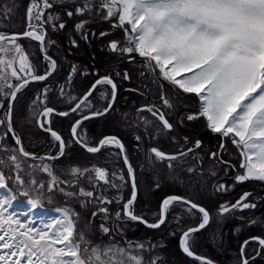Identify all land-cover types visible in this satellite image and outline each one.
<instances>
[{
    "label": "snow or ice",
    "instance_id": "6c2138e0",
    "mask_svg": "<svg viewBox=\"0 0 264 264\" xmlns=\"http://www.w3.org/2000/svg\"><path fill=\"white\" fill-rule=\"evenodd\" d=\"M57 5L60 11L55 10ZM16 8L12 0L11 6L6 4L0 9V190H4L0 192V264H163L164 258L156 249L165 247L164 244L130 241L123 226L135 222L159 229L166 224L175 205H183V211L193 221L184 228L180 227L181 214L173 216L180 233V250L199 264H214L193 250L196 234L213 222L223 223L236 212L255 210L260 198L250 200L254 194L245 191L235 202L224 201L213 212L186 196L168 195L161 200L152 221L138 213L137 169L124 142L117 135L93 141L83 127L86 121L106 117L115 110L117 81L130 82L129 70L113 69L101 75L99 71L89 72L68 62L63 81H56L53 86L50 78L60 73L67 57L57 59L49 54L57 41L48 33L63 31L67 27L65 16L70 20L79 18L73 25L75 35H68L71 54V49L80 47V40L89 43L96 38L97 33L88 27L96 18L109 22L113 29H121L122 38L109 41L107 49L118 60L136 66L139 77L155 84L158 90L152 101L136 108L131 121V113H122V120L143 131L144 135L134 134L138 151L146 141L161 136L169 137L177 146L171 153L156 146L144 148L141 170L147 166L155 173V189L161 187L158 165H164L173 182L180 179L178 168L203 177L204 156L197 153L203 141L192 142L184 136L181 145L176 136H169L177 125L203 118L211 133L229 138L239 152L238 166L223 159L222 143L217 151L208 153L212 161L207 169L209 177L218 176L217 165L224 166L225 175L236 171L233 184L216 180L213 185L215 192L225 193L236 184L264 183V0H29L22 32L14 30L12 18ZM110 34L100 31L98 36ZM22 40L38 44L44 64L42 71L30 59L20 43ZM77 75L97 77L82 95L75 94L72 87ZM33 83L43 87L32 97L25 119L50 136L58 149L55 154L40 156L25 150L14 127V104L18 95ZM144 87L147 90V85ZM53 91L63 109L49 106ZM126 91L147 95L140 88ZM188 94L197 98V111L178 116L177 101ZM74 114L78 118L70 126V140L66 141L53 129V117ZM9 136L14 146L7 143ZM72 144L89 154L114 149L108 156L115 158L112 162L117 166L112 169L69 166L67 171L57 174L50 162L63 157ZM190 159L195 163L189 164ZM120 162L123 168L119 167ZM36 172L45 174L47 183L35 179ZM81 180L86 181L87 188L81 185ZM9 181L25 197L30 196L28 188L36 189V198L27 200L26 212L10 210L17 196ZM125 189H130L127 199L123 195ZM45 190L50 195L59 191L76 199L82 208L91 206L93 211L85 227L77 230L79 214L72 207L57 208L55 219L37 223L31 213L43 207L41 196ZM113 204L117 205L114 210L110 207ZM97 218L100 239L94 240L89 229ZM257 222L247 220L249 226ZM170 235L176 236L177 232ZM105 236L107 241L103 239ZM253 244L256 247L249 253L247 250ZM261 256H264V236H251L241 243L236 264H253Z\"/></svg>",
    "mask_w": 264,
    "mask_h": 264
},
{
    "label": "rangeland",
    "instance_id": "374dc122",
    "mask_svg": "<svg viewBox=\"0 0 264 264\" xmlns=\"http://www.w3.org/2000/svg\"><path fill=\"white\" fill-rule=\"evenodd\" d=\"M11 1L9 0H1L0 1V9L3 8L4 5L11 6ZM56 11H60L59 5H57ZM64 19L67 21V31L61 32H51V39L57 41L56 46H63L64 44H68V35L72 34L75 35L73 30V25L79 18L68 19L66 16ZM12 22L16 24L15 31L22 32L24 30V16L21 12L20 6H17L15 10V14L12 18ZM66 27V28H67ZM88 27L94 30L97 33L96 38L90 39L89 43L92 45V50L97 48L98 55L96 56L100 62L102 60L106 63L108 69H119L123 71V69H128L131 75V81H123L119 80L121 86L123 87H130V88H140L141 91H147V95L143 96L140 94H133L130 92L128 95L125 93L126 99L124 105L115 109L113 111V116L110 118L109 123L107 122L103 128V135L104 134H112L114 131L119 132L125 136L126 139V149L129 155V158L133 165L137 169V182H138V199L136 202V211H141L147 217L151 219L154 218V214L157 212L159 204L161 200L171 194H178L182 196H186L193 201L200 203L208 207L210 210H215V208L224 201L235 202L239 196L245 192H252L254 195L250 197V200L259 197L258 207L255 210H245L243 212H236L232 215L226 217L223 223L217 224L213 222L211 224V228L206 236V241L210 240L212 246L214 248V257L221 261V264H236V260L238 258V254L233 250L231 247V243L237 241V239H241V237H251V236H261L259 233L264 234V183L258 182L259 185H248V186H241V184H236L230 191L225 193H217L214 190L213 185L215 184L216 180L224 182L226 184H233L234 181L232 177L236 174V171H229L227 175H225L224 166L217 165L216 170L218 172L217 177H209L207 175V169L212 166V161L208 159V153L210 151H217L218 146L222 143L223 139L226 140L224 151L222 153L224 160H229L233 165H237L240 162V156L237 148L231 143L229 138H222L219 134H216L217 137H214L216 142L215 149L213 146H210L209 136H205L201 134V132L207 133L210 132L206 128V121L201 118L196 121H185L183 126L177 125L176 130L169 134V136H176L177 139L180 140L181 145L183 144L182 137L188 136L190 141L194 142L196 139H200L203 141L202 148L197 150L198 154H203L204 156V169L205 175L203 177L193 173L189 175L187 172L181 171L179 168L177 169V173L180 177L178 182H173L168 178L167 169L164 165H158L157 167L160 169V184L161 187L159 189H155L154 187V175L155 173L150 171L147 166L141 170L140 165L144 164V148L149 146H156L159 147L161 150L171 153L176 150V145L171 142L169 137L161 136L157 140H152L150 142H145L141 145V150H137V142L134 140V134L139 132L141 135H144L141 129H136L134 127H129L127 123L122 120V113H131L132 115L129 117V121H131L132 116L135 115L136 108L146 104L154 99L155 96L158 95L157 86L155 84L148 83L147 80L141 79L138 75V68L133 65H129L126 61L118 60L108 49L107 43L114 39H120L123 36V32L119 28L113 29L109 22H102L99 18L95 19V22L88 25ZM65 28V29H66ZM100 31H108L111 34L100 38L98 33ZM85 43L83 40H80L79 43ZM20 43L25 47L26 51L30 55V59L33 63L40 67V70L43 69V60L39 53L38 45L36 42L22 40ZM62 48V47H61ZM70 55V54H69ZM68 62H74L78 64L82 69L86 68L82 63H78V61H72L71 59H67L64 61V66L58 75L52 79V84L55 86L56 81H63L64 76L67 74L68 71ZM139 63V61H138ZM87 69V68H86ZM88 70V69H87ZM76 78V77H75ZM74 78V79H75ZM75 81V80H74ZM73 81V82H74ZM35 84V85H34ZM31 84L26 90H24L21 94L18 95V99L14 106V113H13V121L14 127L18 130L23 139L24 147L30 153H39V154H47L49 152L55 154L57 152V147L55 146L54 142L51 141L50 136H43L37 137L33 134L32 129H35V123H29L28 120L25 119V115L28 111V105L34 96V94L43 87V85H36L34 83ZM145 85H147V90L145 89ZM73 86V85H72ZM167 87V85H165ZM126 92V91H125ZM55 100L54 102L58 105L59 108L63 109L64 105H62L56 96V92L53 91L49 95V101ZM177 115L187 114L191 112H196L198 108L197 98L194 95L188 94L181 96L180 99L177 101ZM24 113V121L20 122L21 113ZM144 115H147L145 113ZM58 122L57 119H53L52 125H55ZM84 128H89V126L84 125ZM201 131V132H200ZM194 132V133H193ZM200 132V133H199ZM199 135L194 136V135ZM193 135V136H192ZM89 137V136H88ZM93 141L95 139L92 137L90 138ZM7 143L9 145L14 146V141L9 136ZM72 147V145L70 146ZM69 147V148H70ZM116 151L114 149H109L107 151H102V153L98 154L95 157H89L86 155H77V154H69L66 153L65 155L56 161H52L51 166L53 167L54 171L57 174H60L63 171H67L69 166H102L109 169L116 167L117 165L114 164L112 161L115 159L114 157H109L108 152ZM189 164H194L195 161L189 160ZM119 167L123 168L122 162L119 163ZM238 170V169H237ZM6 175H7V170ZM27 178V177H25ZM65 179L69 177L65 176ZM35 179L42 180L47 183V176L42 174L41 172H36ZM249 182V181H248ZM257 182V181H252ZM81 185L84 187H88V184L85 180L80 181ZM10 187L12 191L16 194L17 199L13 201V207L10 209L11 211H15L17 213H24L28 210L29 205L27 204V200L29 198H36L37 191L34 188H28L30 192L29 197H25L20 194V189L15 185L14 182L9 181ZM244 184V183H242ZM239 187V188H237ZM75 191L76 189H71ZM4 190H0L3 192ZM6 194V193H5ZM130 194V189H125L123 195L125 199L128 198ZM41 203L43 204L42 208L35 210L31 213L34 220L39 223V220H44L47 222L50 219H55L58 216L57 208L64 209L66 207H72L76 213L79 214V223L77 224V230L84 228L87 224L88 220L91 218V213L93 208L91 206L87 208H82L79 202L76 199H72L69 197H65L59 191H54L51 195L45 190L41 196ZM113 210L117 207L116 204L110 206ZM183 205H175L172 208V211L169 215V222L172 226V230H176L174 226L176 225V221L173 219V216L176 213H180L183 220H189L190 224L193 223L192 219L188 216L186 212L183 211ZM245 217V220L239 219V217ZM23 219V217H21ZM248 219H256L258 222L254 225L249 226L247 223ZM182 220V222H183ZM100 223L99 218L92 222L89 231L92 233V239L98 240L100 239V234L98 232V225ZM182 226V223L180 227ZM125 228V235L128 240L130 241H144L145 243L148 242L146 234L136 225L134 222H128L123 226ZM239 229V231H236ZM170 230L168 233L164 235L165 242L170 241L175 236L170 235ZM177 233H179L177 229ZM177 236V235H176ZM244 238V239H245ZM105 241L108 240V237H103ZM256 245L253 244L247 250L249 253L252 252V249L255 248ZM169 248V247H168ZM156 252L163 256V264H199L198 261H182L179 260L177 256H175L174 252L171 250H159L156 249ZM256 262L253 264H264V256L258 257Z\"/></svg>",
    "mask_w": 264,
    "mask_h": 264
},
{
    "label": "trees",
    "instance_id": "16d2710c",
    "mask_svg": "<svg viewBox=\"0 0 264 264\" xmlns=\"http://www.w3.org/2000/svg\"><path fill=\"white\" fill-rule=\"evenodd\" d=\"M9 1L12 2V0H9ZM28 3H29V0H15V5L16 6H20L21 12L23 13V16H25V10H26V6H27ZM68 28L69 27L64 29V31H67ZM48 34L51 37V32L50 31H49ZM79 44H80L79 48L71 49V54L70 55H69L68 44H64L63 46L60 45L59 47L58 46H54V47H52L49 50V53L52 54L57 59H61L63 57H67V59H71L72 61H78V63H82L88 69L89 72L99 71V73L101 75H104V74L112 71V70L108 69L106 63L103 60H102V62H100L98 60V58L96 57L98 55V50H96L97 48L92 50V48H91L92 45L91 44H86V43H83V42L79 43ZM54 77L50 78V81H52V79ZM96 78L97 77H95L93 75H88V76L77 75L76 78L74 79L75 81L73 82V86H72L73 90H74V93L77 94V95H82L90 87V85L92 84V82ZM117 82L119 83V80ZM36 85L40 86L42 84L36 83ZM119 86H120L119 87L120 91H119L118 99H117L116 104H115V109H118L119 107H122L124 105V102H125V99H126L125 93H127V91L125 92V87H123L121 85H119ZM127 94L131 95L129 93H127ZM134 94H137V93H134ZM54 101L55 100H52L49 103V106H55L58 109H61V108L58 107V105ZM112 116H113V112L111 114H109L108 116L103 117V118H101L99 120L95 119V120H91V121L85 122L84 125L89 126V128H91V127L95 128V130H96L95 132L96 133L95 132L93 133V138L95 139V141H98V123H101L102 137H103V136L107 135V134L103 135L104 125L107 122L109 123V120H110V118ZM77 118L78 117L75 114L70 116V117L55 116V117H53V119H57L58 122L55 125H52V127L54 129H56L58 132H60L63 135V137L65 138L66 141H69L70 140V126L72 125V123ZM32 132L37 137L48 136L47 134L43 133L39 128H37L36 126H35V129H32ZM112 134H115V135L119 136L124 141V143L126 144V139H125V136L123 134H121L119 132H115V131ZM201 134H202V136L203 135L209 136V138L211 139V140H209L210 141V146H213L214 149H215V147H217L215 145L216 142L214 140V137H217L216 134L208 132V131H207V133L201 132ZM194 136L198 137L199 135L196 134ZM67 153H68V155L75 153L77 155H86V156H89V157L98 156V154L86 153L79 145H76V144H72V147L67 148ZM245 185L246 186H248V185H257L258 186L259 183L258 182L249 181V182H245L244 184H241L240 187L241 186H245ZM237 188H239V187H237ZM137 212L145 215L141 211H137ZM145 216H146V218H148L151 221V219L149 217H147V215H145ZM189 222H190L189 220H183L181 227L186 228V227L190 226L191 224ZM136 225L146 234L148 241L151 240L153 242H158V243H162V244L165 245V247L157 248V249L165 250V251L171 250V251L174 252L175 256H177L178 259L182 260V261L183 260L184 261H196V260L188 258L187 256H185L181 252V250L179 248V235H180V233H177V236H175L172 239H170V241L165 242L164 235L166 233H168L169 230L171 232L172 231H176L177 232V229L176 230H172V228L170 227L172 225L169 222H166V224L163 227L159 228V229H149V228L144 227L140 223H136ZM174 227L176 228L177 226H174ZM210 228H211V224L206 230L196 234V236L194 237V242H193V250L196 253L204 255V256H207V257L213 259L214 261L218 262L219 264H221V261L219 259H217L216 257H214V255H213V253L215 251H214V248L212 246L211 241L210 240L206 241V236H207V233L209 232ZM259 234L261 236H264V234H261V233H259ZM245 237L243 236V237H241V239H237V241L231 243V247H233V250L238 255H239V248H240L241 243L245 239H247ZM257 260H259V259H256L254 262H256Z\"/></svg>",
    "mask_w": 264,
    "mask_h": 264
},
{
    "label": "flooded vegetation",
    "instance_id": "af4514ba",
    "mask_svg": "<svg viewBox=\"0 0 264 264\" xmlns=\"http://www.w3.org/2000/svg\"><path fill=\"white\" fill-rule=\"evenodd\" d=\"M38 45V44H37ZM38 49H39V46H38ZM39 53H40V51H39ZM50 54V53H49ZM40 55H41V53H40ZM50 55H52V54H50ZM53 56V55H52ZM42 57V56H41ZM54 57V56H53ZM43 70V69H42ZM41 70V71H42ZM118 83V82H117ZM119 85H121V83H118V89H119V91H120V86ZM126 89H133V88H130V87H125V91H126ZM128 93H130V92H132L133 94L134 93H137V92H135V91H127ZM119 95V94H118ZM143 96H145V95H143ZM103 118V117H102ZM99 119H101V118H98V120ZM22 121H24V113L22 112L21 113V117H20V122H22ZM36 126V125H35ZM93 129V130H92ZM56 130V129H55ZM96 130H95V128H93V127H91V128H87V135L89 136V138H92L93 137V133L95 132ZM43 132V131H42ZM20 133V132H19ZM43 133H45V132H43ZM96 133V132H95ZM21 134V133H20ZM45 134H47V133H45ZM48 135V134H47ZM62 135V134H61ZM22 136V135H21ZM49 136V135H48ZM63 136V135H62ZM100 138H102V127H101V123H98V139H100ZM225 142H226V140L225 139H223V141H222V144L225 146Z\"/></svg>",
    "mask_w": 264,
    "mask_h": 264
},
{
    "label": "water",
    "instance_id": "95a60500",
    "mask_svg": "<svg viewBox=\"0 0 264 264\" xmlns=\"http://www.w3.org/2000/svg\"><path fill=\"white\" fill-rule=\"evenodd\" d=\"M34 84V83H33ZM118 94H119V89H118ZM117 99H118V95H117ZM16 103V102H15ZM14 106H15V104H14ZM13 113H14V110H13ZM86 122H88V121H86ZM16 129V128H15ZM54 129V128H53ZM55 130V129H54ZM17 131V133L20 135V137L22 138V136H21V134L19 133V131L18 130H16ZM57 131V130H56ZM60 133V132H59ZM61 134V133H60ZM107 135H115V134H107ZM103 138V137H102ZM22 141H23V139H22ZM123 141V140H122ZM124 142V141H123ZM125 144V143H124ZM24 145V144H23ZM126 146V145H125ZM26 150V149H25ZM67 150V149H66ZM35 154H37V155H40V156H44V155H46V154H39V153H35ZM62 158V157H61ZM60 158V159H61ZM59 160V159H58ZM56 161V160H55ZM52 162V161H51ZM138 194H139V190H138ZM171 195H178V194H171ZM182 196V195H181ZM137 199H138V196H137ZM143 225V224H142ZM144 227H146L145 225H143ZM164 226V225H163ZM163 226H161V227H163ZM147 228V227H146ZM248 239V238H247ZM182 252V251H181ZM183 253V252H182ZM184 254V253H183ZM198 254V253H197ZM185 255V254H184ZM199 255H201V254H199ZM186 256V255H185ZM201 256H204V255H201ZM204 257H206V258H208V259H211V258H209V257H207V256H204ZM189 258V257H188ZM190 259H193V258H190ZM194 260V259H193ZM213 262H214V264H219L218 262H216V261H214L213 259H211Z\"/></svg>",
    "mask_w": 264,
    "mask_h": 264
}]
</instances>
